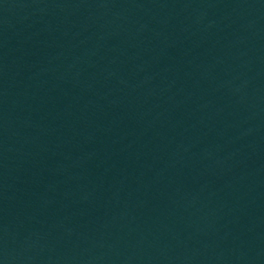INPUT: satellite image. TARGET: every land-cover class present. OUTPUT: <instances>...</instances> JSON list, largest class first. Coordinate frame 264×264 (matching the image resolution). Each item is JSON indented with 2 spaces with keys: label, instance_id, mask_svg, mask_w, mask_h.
Returning a JSON list of instances; mask_svg holds the SVG:
<instances>
[{
  "label": "water",
  "instance_id": "obj_1",
  "mask_svg": "<svg viewBox=\"0 0 264 264\" xmlns=\"http://www.w3.org/2000/svg\"><path fill=\"white\" fill-rule=\"evenodd\" d=\"M0 264H264V0H0Z\"/></svg>",
  "mask_w": 264,
  "mask_h": 264
}]
</instances>
